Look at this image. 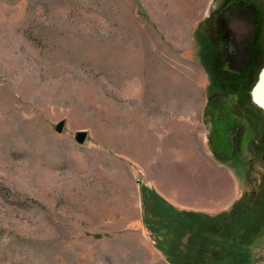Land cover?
I'll use <instances>...</instances> for the list:
<instances>
[{
    "label": "rangeland",
    "instance_id": "rangeland-1",
    "mask_svg": "<svg viewBox=\"0 0 264 264\" xmlns=\"http://www.w3.org/2000/svg\"><path fill=\"white\" fill-rule=\"evenodd\" d=\"M222 2L0 0V264H168L161 237L156 244L142 223L139 178H148L133 152L146 132L161 142L182 118H201L205 140H221L240 210L261 207L264 109L255 87L264 49L251 74L213 76L195 40ZM212 100L230 106L211 109ZM249 233L264 264V225Z\"/></svg>",
    "mask_w": 264,
    "mask_h": 264
},
{
    "label": "crops",
    "instance_id": "crops-1",
    "mask_svg": "<svg viewBox=\"0 0 264 264\" xmlns=\"http://www.w3.org/2000/svg\"><path fill=\"white\" fill-rule=\"evenodd\" d=\"M173 122L161 142L146 132L133 152L148 178L140 183L147 193L142 223L153 237H161L160 244L154 237L158 251L168 264H195L201 253H217L205 260L212 264H243V260L261 264L254 234L241 235L238 179L230 166L219 161L224 154L218 149L221 140L216 136L214 144L205 140L199 117ZM154 200L157 207L152 209ZM166 232L170 233L162 235ZM185 254L183 261L180 256Z\"/></svg>",
    "mask_w": 264,
    "mask_h": 264
},
{
    "label": "flooded vegetation",
    "instance_id": "flooded-vegetation-1",
    "mask_svg": "<svg viewBox=\"0 0 264 264\" xmlns=\"http://www.w3.org/2000/svg\"><path fill=\"white\" fill-rule=\"evenodd\" d=\"M259 1L261 7L257 0H223L202 20L205 24L199 26L195 40L199 42L200 57L206 59L201 64L206 74L239 75L256 71L264 49L261 38L264 0ZM226 102L212 100L209 108L224 109L230 106ZM218 149L222 153L227 151Z\"/></svg>",
    "mask_w": 264,
    "mask_h": 264
},
{
    "label": "trees",
    "instance_id": "trees-1",
    "mask_svg": "<svg viewBox=\"0 0 264 264\" xmlns=\"http://www.w3.org/2000/svg\"><path fill=\"white\" fill-rule=\"evenodd\" d=\"M245 199H243L242 202L243 201H251L252 200L250 198L248 200H245ZM259 201H262V203H264L263 202L264 201L263 196H261ZM242 202H240V203H242ZM262 203L260 202L261 207H259L257 209H248L247 208V209H241L240 210V208H241L240 206L237 208L239 210L238 212H240V217H239L238 220L241 221L240 226H241L242 238L249 237V235L252 234V233H249V232H251L257 226L259 227L261 225H264V211H263L264 210V208H263L264 205ZM259 210H262V212H259ZM247 216L249 217V219H253V220H256V221L254 223H251V222H247L246 220H242V217H246L248 219ZM249 226H252V227L250 228ZM243 262H244L243 264H247L246 260H243Z\"/></svg>",
    "mask_w": 264,
    "mask_h": 264
},
{
    "label": "water",
    "instance_id": "water-1",
    "mask_svg": "<svg viewBox=\"0 0 264 264\" xmlns=\"http://www.w3.org/2000/svg\"><path fill=\"white\" fill-rule=\"evenodd\" d=\"M263 77H264V69L262 70V72H261V76H260V79H259V82L257 83V85H256V89H255V93L257 92V90L259 89V86L261 85V83H262V81H263ZM255 98H256V95H255ZM257 100V99H256ZM258 102V101H257ZM260 103V105L263 107V109H264V105L261 103V102H259ZM64 126H65V121L63 120V121H61V122H59V124L56 126V130H57V132H59V133H61V132H63V130H64ZM87 135H88V133H87V131L86 130H82V131H78V132H76L75 133V139L77 140V142L79 143V144H84L85 143V141H86V139H87Z\"/></svg>",
    "mask_w": 264,
    "mask_h": 264
},
{
    "label": "bare ground",
    "instance_id": "bare-ground-1",
    "mask_svg": "<svg viewBox=\"0 0 264 264\" xmlns=\"http://www.w3.org/2000/svg\"><path fill=\"white\" fill-rule=\"evenodd\" d=\"M190 8V7H189ZM256 99L258 102H261L264 105V77L259 89L255 93Z\"/></svg>",
    "mask_w": 264,
    "mask_h": 264
},
{
    "label": "built area",
    "instance_id": "built-area-1",
    "mask_svg": "<svg viewBox=\"0 0 264 264\" xmlns=\"http://www.w3.org/2000/svg\"><path fill=\"white\" fill-rule=\"evenodd\" d=\"M139 181H141L142 183L146 182V180L143 178H139Z\"/></svg>",
    "mask_w": 264,
    "mask_h": 264
}]
</instances>
